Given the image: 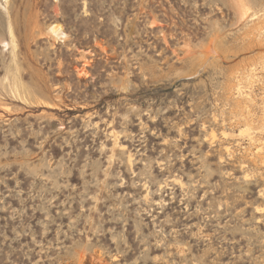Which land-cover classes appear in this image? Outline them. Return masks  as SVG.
Segmentation results:
<instances>
[{"label": "rangeland", "instance_id": "374dc122", "mask_svg": "<svg viewBox=\"0 0 264 264\" xmlns=\"http://www.w3.org/2000/svg\"><path fill=\"white\" fill-rule=\"evenodd\" d=\"M263 66L264 0H0V264H264Z\"/></svg>", "mask_w": 264, "mask_h": 264}, {"label": "bare ground", "instance_id": "6f19581e", "mask_svg": "<svg viewBox=\"0 0 264 264\" xmlns=\"http://www.w3.org/2000/svg\"><path fill=\"white\" fill-rule=\"evenodd\" d=\"M244 13H246V11H244ZM258 24H259V23H258ZM258 38H259V37H258ZM263 67H264V66H263ZM261 150H262V149H258V151H257V152L259 153V151H261Z\"/></svg>", "mask_w": 264, "mask_h": 264}]
</instances>
